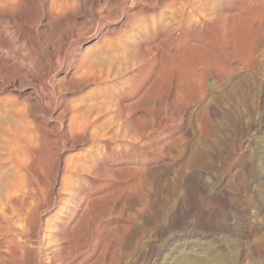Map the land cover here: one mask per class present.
<instances>
[{"label":"rangeland","instance_id":"1","mask_svg":"<svg viewBox=\"0 0 264 264\" xmlns=\"http://www.w3.org/2000/svg\"><path fill=\"white\" fill-rule=\"evenodd\" d=\"M237 3L0 0V202L37 203L32 165L61 192L38 236L0 216L11 264H264V9Z\"/></svg>","mask_w":264,"mask_h":264},{"label":"bare ground","instance_id":"2","mask_svg":"<svg viewBox=\"0 0 264 264\" xmlns=\"http://www.w3.org/2000/svg\"><path fill=\"white\" fill-rule=\"evenodd\" d=\"M262 0H238V7H240L242 10L245 8V9H247V13L248 12H250V16H251V19H258V20H260L261 19V16H262V12H263V9H264V7H263V4H264V2H262ZM56 5V4H55ZM53 6V5H52ZM189 6V5H188ZM187 6V7H188ZM237 11V10H236ZM233 12L230 16H231V19L229 20V21H231V23H229V24H231V29H232V31H236L235 32V34L237 33V31L238 32H246L247 30H249L248 28H250L251 27V25L252 24H250L251 22H250V20L248 19V17L250 18V16L247 14H245L243 11V13L245 14H243L241 11V13L239 12V9H238V11L237 12ZM229 16V15H228ZM253 17V18H252ZM263 17V16H262ZM219 19V18H218ZM228 19V18H227ZM220 20V19H219ZM200 21V20H199ZM226 21V20H225ZM257 21V20H256ZM213 22V21H212ZM262 22V21H261ZM203 23V22H202ZM254 23V22H253ZM256 23H258V21L256 22ZM208 24H209V22H208ZM213 24V23H212ZM228 24V23H227ZM226 24V25H227ZM262 25V24H261ZM228 26V25H227ZM227 26H225V27H227ZM253 26V25H252ZM258 25L256 24L255 25V23H254V28L255 27H257ZM261 27V26H260ZM229 28V29H230ZM259 28V27H258ZM230 29V30H231ZM263 29H264V27H263ZM227 30V29H226ZM252 30H254V29H252ZM252 30H250V31H248L249 33H251L252 32ZM257 30V28L254 30V31H256ZM253 31V32H254ZM260 31H261V29H260ZM226 32H228V31H226ZM253 32H252V34H253ZM259 31H257V33H258ZM242 33L243 34V37L245 36V34L247 33ZM228 34H230V33H228ZM232 34H234L233 32H231V36H234V35H232ZM238 34H240V33H238ZM238 34H236L237 36H238ZM248 34V33H247ZM252 34H249L250 36H253ZM255 34V33H254ZM259 34V33H258ZM235 35V36H236ZM256 35L257 34H255V37H256ZM231 36H230V39L229 40H231V39H233V37L231 38ZM236 36V38H237V43L238 42H241L242 41V39L240 38V37H237ZM241 36V35H240ZM229 37V36H228ZM246 37H249V36H247L246 35ZM259 37V36H258ZM236 38H234V41H235V39ZM239 38H240V41H238L239 40ZM254 38V37H253ZM249 40H250V37L248 38ZM251 39H252V37H251ZM261 39V37L259 38V40ZM249 40H246V41H248L249 43L247 44V43H245V45L247 44L248 46L249 45H251L250 44V41ZM255 40H256V38H255ZM259 40H258V43L260 44V42H261V40H260V42H259ZM244 42H245V37H244V40H243ZM256 42V41H255ZM254 42V43H255ZM233 43H236V41L235 42H233ZM242 43V42H241ZM251 43H253V41L251 42ZM254 43H253V45H254ZM238 44H240V43H238ZM237 44V45H238ZM232 45V44H231ZM243 45H244V43L242 44V47H243ZM246 45V46H247ZM253 45H252V47H253ZM234 46H235V44H234ZM245 46V47H246ZM246 47V48H249V47ZM235 47H237V46H235ZM241 46L239 45V48H240ZM251 46H250V48H252ZM244 48V47H243ZM243 48H241V50H243ZM245 49V48H244ZM160 50V49H159ZM245 51V50H244ZM243 51V52H244ZM246 51H248V49H246ZM246 51L244 52V53H246ZM241 52V51H240ZM249 52V51H248ZM248 55H247V53H246V57H247ZM175 57V56H174ZM245 56H244V59L246 58ZM177 59V58H176ZM178 59L180 60V58L178 57ZM183 59V58H182ZM241 59H243V57L241 58ZM240 59V60H241ZM178 60V61H179ZM241 61H243V60H241ZM175 62V61H174ZM244 62V61H243ZM242 62V63H243ZM178 63V62H177ZM177 63H175V64H177ZM179 63H181V61L179 62ZM183 63V62H182ZM241 63V64H242ZM244 64V63H243ZM244 67V66H243ZM160 68H161V66H160ZM238 69V68H237ZM158 75V74H157ZM20 106V105H19ZM80 117V116H79ZM78 123V122H77ZM76 126V125H75ZM22 127V126H21ZM8 128V127H7ZM30 133V132H29ZM28 135V134H27ZM36 140V139H35ZM28 141H29V139H28ZM39 141V140H38ZM71 141V140H70ZM15 144V143H14ZM34 146V145H33ZM16 148V147H15ZM17 149V148H16ZM263 152V151H262ZM20 153V152H19ZM38 154H40L39 152H38ZM22 157V156H21ZM37 157V156H36ZM44 157V156H43ZM24 159V158H23ZM29 159V158H28ZM31 162V160H29V162H28V164ZM33 163H34V161H32ZM45 163V162H44ZM48 163H50V164H48L49 166H50V169L49 170H51L52 169V167H51V161L50 162H48ZM27 164V163H26ZM36 164V163H35ZM262 164V163H261ZM30 165H32V163L30 164ZM264 165V164H263ZM262 165V166H263ZM31 168V169H30ZM30 170H28V172H26L25 174L27 175V173L29 174V171L30 172H32V174L34 175V176H37L38 178H39V172H38V174H37V167H36V165H32V166H30ZM49 168V167H48ZM141 169V168H140ZM24 174V176H26ZM19 175V174H18ZM137 176V175H136ZM23 177V176H22ZM29 178H32L31 177V175H30V177ZM28 178V179H29ZM37 178V180H40V183L42 184V186L44 187V190L42 191V192H40V191H38V190H35V200H36V204H33V205H35V206H33L31 203L32 202H30V204L28 203V202H25V199L24 198H19V195L15 192V188L16 187H14L13 189H14V192H12L10 189H8V191H7V195L6 196H4V199H5V197H6V200L4 201V203L1 201L0 202V204L1 203H3L2 205H3V207H1L2 205H0V216H2V217H4L5 219H7L8 220V227H9V229H11L12 231H14L16 234H19V235H22V234H24L25 233V230H27L28 228H23V227H25V226H27L28 224H32V221H31V213L32 212H35V214L39 217L38 219L37 218H35V224L33 223V229H34V232H35V234H36V236H38V234H39V227H40V225L45 221V220H43V218H40V215H41V213L43 212V209L44 208H46V209H49L50 207H52L54 204H56V196L58 197V196H60V189L58 188L57 189V191L55 190H53L52 191V189H50L47 185H46V182H45V180H44V178L43 177H41L40 176V178L38 179ZM21 179H23V178H21L20 177V182H21ZM26 179V178H25ZM25 179H23L24 180V182H25ZM27 180V179H26ZM30 181V180H29ZM31 181H32V179H31ZM31 181H30V183H31ZM28 182V181H27ZM33 182V181H32ZM135 182V181H134ZM18 183V182H17ZM21 183H23V182H21ZM20 183V185H25L24 183L23 184H21ZM48 183V182H47ZM142 183V182H141ZM187 181H184V185H183V188H184V190H186V193H188V186H186L187 184ZM19 184V183H18ZM27 184V183H26ZM49 184V183H48ZM125 184V186L126 187H129L131 184H132V182L130 181V183L128 182V183H124ZM28 185V184H27ZM62 185V184H61ZM127 185H129V186H127ZM133 185V184H132ZM26 186V185H25ZM41 186V187H42ZM50 186V185H49ZM28 187H30L29 185H28ZM124 187V186H123ZM126 187H124V188H126ZM132 187V186H131ZM187 187V188H186ZM19 188V187H18ZM27 188V187H26ZM26 188H24V189H26ZM43 189V188H42ZM19 190V192H20V190H21V188L20 189H18ZM77 190H80L79 188L77 189ZM78 192V191H77ZM190 192V191H189ZM192 192V191H191ZM23 193V192H22ZM185 193V194H186ZM80 194V193H79ZM103 194V193H102ZM148 196V195H147ZM21 197V196H20ZM23 197V196H22ZM130 199V198H129ZM60 201V200H59ZM89 201V200H88ZM88 201H87V203H85V206L82 208V209H84V208H86L87 206H89L90 204H91V202L89 201V203H88ZM26 203H28L29 205H26ZM57 203H59V202H57ZM5 205V206H4ZM7 207H9V210H11L12 211V213H13V215L15 214V215H17V216H19V218L16 220H13V217H12V213H11V215H7V213H6V211L7 210H5ZM8 209V208H7ZM39 209H41V210H39ZM195 209V208H194ZM81 211V210H80ZM8 214H10V212H8ZM144 216V215H143ZM146 216V215H145ZM145 218V217H144ZM22 220H24V222H25V224H22ZM46 223V222H45ZM72 225V224H71ZM28 226H30V225H28ZM74 227V226H73ZM9 235V234H8ZM25 236H26V234H24ZM183 235V234H182ZM184 236V235H183ZM187 236V235H186ZM185 237V236H184ZM183 237V238H184ZM5 238V242L6 243H8L10 246H16V248H18L19 246V244H18V242H16V241H14V239H12V237L11 236H8V237H4ZM186 238V237H185ZM185 241V240H184ZM18 246V247H17ZM260 245H258V246H256V247H253V250H252V252L254 253V252H260V250H261V246L259 247ZM12 247V248H13ZM20 247H22V245L20 246ZM0 248H1V245H0ZM4 249H5V246L3 247ZM6 249H8V247H6ZM14 249V248H13ZM243 250V249H242ZM227 253L225 254V255H222V257H219V259H222V258H226V260H225V262L227 261V258H228V260L231 262V261H234V259L236 258V253H235V250H234V247L233 246H230L229 247V250L227 249ZM225 253V252H224ZM243 254V253H242ZM220 255V256H221ZM18 257V252H17V255H16V253L12 250V249H9V252H6V250H4V252L2 251V250H0V262H1V264H11V261L13 262L14 261V259H16ZM19 259H20V257H18ZM16 259V260H19V259ZM219 259H217V260H219ZM223 261H224V259H222ZM221 260V261H222ZM21 261V260H20ZM188 261V260H187ZM222 261V262H223ZM15 262V261H14ZM190 262V261H189ZM220 262V261H219ZM228 262V261H227ZM236 262V261H235ZM17 263V262H16ZM16 263H13V264H16ZM18 263H20V262H18ZM221 263V262H220ZM218 264V263H217ZM233 264V263H232Z\"/></svg>","mask_w":264,"mask_h":264}]
</instances>
